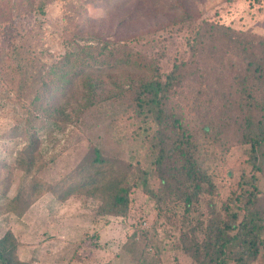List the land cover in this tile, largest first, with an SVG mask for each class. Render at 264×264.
Returning a JSON list of instances; mask_svg holds the SVG:
<instances>
[{
    "label": "trees",
    "instance_id": "1",
    "mask_svg": "<svg viewBox=\"0 0 264 264\" xmlns=\"http://www.w3.org/2000/svg\"><path fill=\"white\" fill-rule=\"evenodd\" d=\"M52 1L0 0V37L13 10L21 16L28 5L30 13L44 16ZM141 1L171 15L162 29L177 27L187 35V54L172 57L168 68L164 53L132 46L142 35H122V27L141 14ZM195 1L85 0L109 18L88 14L84 34L81 27L63 29V53L47 61L36 51L0 45V84L16 94L25 114L7 137L24 142L29 170L41 145L38 127L65 109L74 122L109 105L132 110L145 125L138 137L153 158L142 176L118 148L91 144L64 178L23 183L13 199L16 214L46 192L65 201L88 190L100 201L98 214L125 218L131 189L141 183L159 216L183 219L175 249L193 264H251L264 257V36L198 17ZM207 144L245 147L251 167L240 193L219 209L203 158ZM149 174L157 181L152 187ZM204 206L207 220L200 219ZM18 247L12 232L0 238V264H30L19 259Z\"/></svg>",
    "mask_w": 264,
    "mask_h": 264
},
{
    "label": "rangeland",
    "instance_id": "2",
    "mask_svg": "<svg viewBox=\"0 0 264 264\" xmlns=\"http://www.w3.org/2000/svg\"><path fill=\"white\" fill-rule=\"evenodd\" d=\"M195 3L191 5L197 6L196 15L202 19L264 36V0H198ZM138 6L141 14L122 27V35H142L140 41L132 40V46L164 53L162 64L164 69L168 68L172 57L187 54V35L177 27L162 29L161 23L170 19V14L167 16L161 7L157 13L149 1H141ZM88 14L109 18L105 11L85 5V0H54L47 5L44 16L30 13L28 5H24L21 16L13 10L3 28L0 45L36 51L47 61L51 55L63 53V29L75 31L81 27L80 31L86 32ZM11 91L5 83L0 84V238L9 231L14 234L19 243L20 260L30 264H193L187 255L179 261L175 257L183 219L159 216L154 200L141 183L131 189L130 208L125 218L98 214L100 201L90 197L88 190L75 193L65 201L46 192L21 216L16 214L13 199L23 183L34 177L49 183L64 178L91 144L101 142L109 149L118 148L122 157L141 167L142 176L144 171L151 170L153 158L149 146L138 137L145 125L132 110L109 105L74 122L65 109L38 127L41 145L35 157H31L33 164L29 170L22 151L24 142L7 137L25 116L24 108ZM207 146L203 158L217 188L214 201L219 209L240 193L251 167L241 145ZM133 178L134 175L131 183ZM148 178L151 187L157 184L153 174ZM236 206L231 203L232 208ZM201 210L205 214L200 219L207 220V208L204 206ZM196 219L195 213L191 220L196 222ZM144 222L147 227L143 229ZM198 235L202 237L201 231ZM251 264H264V257Z\"/></svg>",
    "mask_w": 264,
    "mask_h": 264
},
{
    "label": "crops",
    "instance_id": "3",
    "mask_svg": "<svg viewBox=\"0 0 264 264\" xmlns=\"http://www.w3.org/2000/svg\"><path fill=\"white\" fill-rule=\"evenodd\" d=\"M175 251V257L178 259V261H179V258L181 257L182 258V256L183 257H186V254H184L182 251H180L179 249H175L174 250ZM180 263V262H179Z\"/></svg>",
    "mask_w": 264,
    "mask_h": 264
},
{
    "label": "built area",
    "instance_id": "4",
    "mask_svg": "<svg viewBox=\"0 0 264 264\" xmlns=\"http://www.w3.org/2000/svg\"><path fill=\"white\" fill-rule=\"evenodd\" d=\"M147 227V223L146 222H144L142 225H141V228H146Z\"/></svg>",
    "mask_w": 264,
    "mask_h": 264
}]
</instances>
